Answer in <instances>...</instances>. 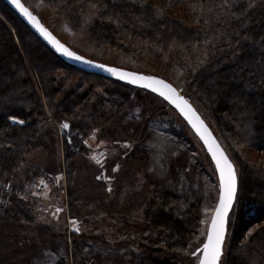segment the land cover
<instances>
[{
  "label": "trees",
  "instance_id": "trees-1",
  "mask_svg": "<svg viewBox=\"0 0 264 264\" xmlns=\"http://www.w3.org/2000/svg\"><path fill=\"white\" fill-rule=\"evenodd\" d=\"M40 1L100 47L169 58L181 73L174 86L203 114L236 168L221 264H264V0ZM131 90L147 91L66 63L0 0V264H35L46 249L55 255L46 264H113L87 253L92 236L40 223L26 187L62 175L70 217L94 228L98 210L80 214L86 205L76 182L82 139L120 118L143 143L148 113L164 112L149 104L136 119ZM63 121L68 128L60 136ZM202 154L210 161L203 147ZM184 167L173 169L174 182L159 179L126 206V237L115 246L123 244L128 264H181L199 243L205 187L179 180L187 177Z\"/></svg>",
  "mask_w": 264,
  "mask_h": 264
},
{
  "label": "rangeland",
  "instance_id": "rangeland-1",
  "mask_svg": "<svg viewBox=\"0 0 264 264\" xmlns=\"http://www.w3.org/2000/svg\"><path fill=\"white\" fill-rule=\"evenodd\" d=\"M24 2L60 41L80 55L106 65L153 74L180 86L178 82L181 73L176 71L168 57L160 54V59L156 56L148 57L139 54L138 51L122 54L114 48L100 47L90 42L80 31L64 23L49 4L40 0H24ZM178 89L180 90V87ZM136 92L130 91L132 100L130 112L136 116V119H140L141 110L148 109L149 104L164 109L160 116H156V110L149 112L146 116L147 119L150 117L146 122L149 129L143 143H138L131 138L127 120L120 118H111L102 126L90 130L82 139L86 150L77 159L79 170L76 182L78 195L81 196L82 203L86 205L81 208L82 213H79L82 218L86 210H98L94 228L89 224L82 225L77 217H70L62 175L47 174L45 177L36 179L32 185L26 187V190L29 191V198L35 199V210L40 223L53 228L64 226L67 231L74 229L79 235L84 233L92 236L94 239L86 240L87 245L92 244L91 249L87 250L88 254L104 256L107 260L111 257L113 264H128L127 259H122L128 258V254L123 253V244L115 246L116 242L123 241L126 237L124 232L129 221L122 216L125 213L126 217V206L132 204L135 194L151 189L157 180L161 179L170 184L174 182L173 169L177 173L178 169L181 170L180 167L185 166L187 177L181 176L179 180H183L186 186H192L193 183V186L198 189L205 187L204 227L197 237L199 243L187 252L185 260L181 262V264H195L196 258L191 255V252L200 246L202 239L204 240L203 233L206 231L218 194L214 167L203 156L200 142L185 125L186 123L183 124L181 117L179 118L173 110L163 104L156 95L147 91H140L138 94ZM140 99L144 102L142 103ZM15 121L20 120L15 118ZM64 124L67 123L63 121L58 124L60 136L68 128H64L62 126ZM140 149L144 150V153ZM183 155L192 165H186L185 158L182 159L185 157ZM97 159L100 163L96 162ZM193 159L195 161L200 159L201 163L197 161L198 167L193 164ZM57 208L61 210L59 213L56 212ZM130 214L132 218L136 211L132 209ZM86 220L90 221V219ZM72 221L76 223L73 224ZM66 236L69 237L68 233ZM70 239L68 238V242ZM226 244L227 235L224 249ZM40 248H44V245ZM132 250L135 251V248L132 247ZM40 252L41 258L35 264H46L48 255L55 257L47 249ZM222 261L223 256L220 264ZM23 263L27 264L28 261Z\"/></svg>",
  "mask_w": 264,
  "mask_h": 264
},
{
  "label": "snow or ice",
  "instance_id": "snow-or-ice-1",
  "mask_svg": "<svg viewBox=\"0 0 264 264\" xmlns=\"http://www.w3.org/2000/svg\"><path fill=\"white\" fill-rule=\"evenodd\" d=\"M8 3L15 7L19 13L36 29L39 34L48 41L49 44L61 55L70 59L82 60V57L76 55L74 52L69 51L63 44L56 40L50 32L44 28L39 20L25 7L21 0H8ZM91 63L90 61H84ZM103 68L104 71L118 76L122 80H127L128 83L137 85L141 88L150 90L156 93L163 100L173 105L180 114L188 121V123L195 129L200 138L204 141L205 146L208 148L215 163L216 171L219 174V198L216 204L210 222L207 225L206 238L202 245L191 252V255L196 258L195 264H220L221 257L223 256V243L225 239L227 218L236 200L237 193V177L233 165L228 160L227 156L220 150L208 133L207 128L204 126L203 121L193 110L191 105L183 96L179 95L175 88L164 80L154 76L137 75L136 73L123 72L114 67H105L104 65H97ZM16 123H23V121H15L14 117H9ZM67 128L68 125H62ZM93 159H96L93 157ZM97 163L100 161L97 159ZM115 171V169H113ZM100 179V177H97ZM61 210L56 209L59 213ZM75 224V221H72ZM203 223V221H202ZM199 253V255H197Z\"/></svg>",
  "mask_w": 264,
  "mask_h": 264
},
{
  "label": "water",
  "instance_id": "water-1",
  "mask_svg": "<svg viewBox=\"0 0 264 264\" xmlns=\"http://www.w3.org/2000/svg\"><path fill=\"white\" fill-rule=\"evenodd\" d=\"M15 13L16 15L27 25V27L44 43L46 44L57 56H59L63 61H65L66 63L82 70V71H85V72H88V73H92V74H97V75H101L105 78H109V79H113V80H117L119 82H122V83H125L127 85H130L132 87H135V88H140V89H144V88H141L137 85H133V84H130L127 82V80H122L120 79L118 76H114L106 71H104L103 68H100V67H97V65H104L105 67H114V68H117L119 69L120 71H123V72H130V73H136L137 75H145V76H154L156 78H159V79H162L164 80L166 83L170 84L173 88L176 89L177 93L181 96H183V98L185 100L188 101V103L191 105V107L193 108V110L196 112V114L200 117V119L203 121L204 123V126L207 128L208 130V133L211 135L212 139L215 141L216 145L220 148V150L224 153L225 156H227L228 160L231 162V164L233 165V168H234V171L236 173V168L233 164V162L231 161V159L229 158V156L227 155L226 151L224 150V148L222 147V145L219 143V141L217 140L216 136L214 135V133L212 132V130L210 129V127L208 126V124L206 123V121L204 120V118L200 115V113L198 112V110L194 107V105L187 99V97L177 88L175 87L172 83H170L169 81L163 79L162 77H159V76H156V75H153V74H145V73H142V72H136V71H132V70H128V69H123V68H119V67H115V66H111V65H106V64H103V63H100V62H97V61H93V60H90L82 55H80L79 53L75 52L74 50H72L70 47H68L66 44H64L62 41H60L51 31L48 27H46L42 21L40 20V18L30 10L29 7H27L21 0V3L27 7L29 9L30 12H32V14L34 16H36V18L39 20L40 24L47 29L48 32L51 33V35L56 39L58 40L61 44H63L66 48L69 49V51H72L74 52L76 55L82 57V60L78 61V60H74V59H70L64 55H61L60 53H58L53 47L51 44L48 43L47 40H45L40 34L39 32L36 31L35 28L32 27L31 24L28 23V21L19 13V11L13 7L11 4L8 3V0H3ZM84 61H90L91 63H86ZM144 90H147V89H144ZM149 92H151L150 90H147ZM153 93V92H151ZM155 95H157L156 93H153ZM158 97H160L159 95H157ZM162 100L163 98L160 97ZM165 101V100H164ZM171 108L174 109V111L181 117V119L186 123V125L188 126V128L191 130V132L194 134V136L198 139V141L200 142V144L202 145V147L204 148L206 154L208 155L213 167H214V171H215V175H216V178H217V184H218V194H217V199H216V203H215V206L216 204L218 203V198H219V174L218 172L216 171V167H215V163L214 161L212 160V156L211 154L209 153L208 151V148L205 146L204 144V141L200 138V136L197 134V132L195 131V129H193V127L188 123V121L180 114V112L171 104H169L167 101H165ZM236 177H237V173H236ZM214 206V208H215ZM213 208V210H214ZM232 210V209H231ZM231 212V211H230ZM213 213V211H212ZM212 213L210 215V218L212 216ZM230 214V213H229ZM229 217V216H228ZM210 218H209V221L208 223L210 222ZM207 223V225H208ZM227 223H228V218H227ZM227 223H226V232H225V239H226V234H227ZM207 229V227H206ZM206 233V231H205ZM206 238V236L204 237V239ZM225 239H224V242H225ZM204 241V240H203ZM202 245V243L200 244V246ZM199 246V247H200ZM223 247H224V243H223Z\"/></svg>",
  "mask_w": 264,
  "mask_h": 264
}]
</instances>
